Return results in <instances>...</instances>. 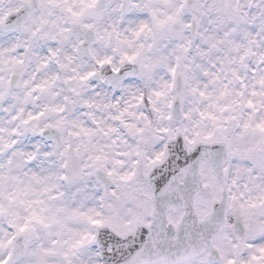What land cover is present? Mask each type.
Returning <instances> with one entry per match:
<instances>
[{
    "label": "snow or ice",
    "instance_id": "obj_1",
    "mask_svg": "<svg viewBox=\"0 0 264 264\" xmlns=\"http://www.w3.org/2000/svg\"><path fill=\"white\" fill-rule=\"evenodd\" d=\"M0 264H264V0H0Z\"/></svg>",
    "mask_w": 264,
    "mask_h": 264
}]
</instances>
